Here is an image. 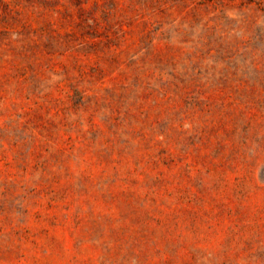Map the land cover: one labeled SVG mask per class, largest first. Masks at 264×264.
I'll list each match as a JSON object with an SVG mask.
<instances>
[{
  "label": "rangeland",
  "instance_id": "1",
  "mask_svg": "<svg viewBox=\"0 0 264 264\" xmlns=\"http://www.w3.org/2000/svg\"><path fill=\"white\" fill-rule=\"evenodd\" d=\"M0 264H264V0H0Z\"/></svg>",
  "mask_w": 264,
  "mask_h": 264
}]
</instances>
